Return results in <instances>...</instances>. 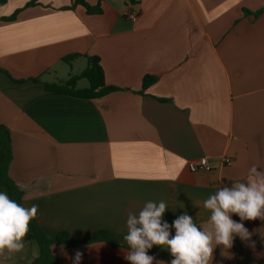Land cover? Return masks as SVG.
<instances>
[{
  "label": "crops",
  "instance_id": "obj_1",
  "mask_svg": "<svg viewBox=\"0 0 264 264\" xmlns=\"http://www.w3.org/2000/svg\"><path fill=\"white\" fill-rule=\"evenodd\" d=\"M75 1L0 0L10 176L23 206L38 205L48 237L69 234V246L52 247L59 264H73L77 251L80 264H130L129 212L164 201L169 225L186 212L208 228L204 201L246 182L253 165L264 171V0H86L94 13ZM88 57L100 59L106 85L118 91L87 100L44 88L80 76ZM146 77L157 81L145 90ZM201 158L211 172L191 171ZM242 223L250 240L216 246L210 264H264V220ZM101 232L112 244H87ZM148 255L153 264L173 259L156 245Z\"/></svg>",
  "mask_w": 264,
  "mask_h": 264
},
{
  "label": "clouds",
  "instance_id": "obj_2",
  "mask_svg": "<svg viewBox=\"0 0 264 264\" xmlns=\"http://www.w3.org/2000/svg\"><path fill=\"white\" fill-rule=\"evenodd\" d=\"M257 167L251 166L246 182L220 186L204 201V208L211 213L208 228L197 225L186 212L169 225L163 220L167 209L164 201L146 202L138 215L129 212L123 237L129 251L124 258L130 264H153L156 258L148 255V250L156 245L168 249L171 264H210L216 246L230 249L236 236L249 241L252 233L242 221L264 220V171H257ZM37 213L38 205L24 207L0 191V256L7 258L25 248L30 222ZM233 214L241 222L234 221ZM250 246L254 247V242ZM81 259L82 253L77 251L73 264H80Z\"/></svg>",
  "mask_w": 264,
  "mask_h": 264
},
{
  "label": "trees",
  "instance_id": "obj_3",
  "mask_svg": "<svg viewBox=\"0 0 264 264\" xmlns=\"http://www.w3.org/2000/svg\"><path fill=\"white\" fill-rule=\"evenodd\" d=\"M32 5L33 3L29 4L28 7ZM74 5H82L91 13L98 12L97 10L91 9L86 3V0H76ZM262 12L263 10L258 12L257 16ZM16 16L17 15H14L6 20H14ZM77 57V55L70 56L66 58L65 61L69 63ZM87 59L88 67L80 76L73 77L64 85L43 84L44 88L49 92L87 100L102 98L118 91L119 89L108 87L106 85L105 75L100 59L98 57H88ZM80 79H86L89 83V87L86 89H77V82ZM156 81L157 78L155 77H146L143 81V88L146 90ZM32 82L41 83L38 79H33ZM12 162L13 151L11 134L5 126L0 125V191L6 192L11 199L23 205L24 194L10 176V167ZM25 241L37 243L40 249L39 256L31 264H59L58 260L53 255L52 247L69 246V234L64 232L57 235L55 238H50L43 232L36 220L33 219L30 222V230L25 238ZM100 242L112 244L111 235L107 232H101L96 234L90 241L87 242V244Z\"/></svg>",
  "mask_w": 264,
  "mask_h": 264
},
{
  "label": "rangeland",
  "instance_id": "obj_4",
  "mask_svg": "<svg viewBox=\"0 0 264 264\" xmlns=\"http://www.w3.org/2000/svg\"><path fill=\"white\" fill-rule=\"evenodd\" d=\"M84 82L85 84H88V81L86 79H84ZM39 254H40V249L37 243L25 241V248L21 252L15 253L7 258H5V256H0V259L2 258L5 259V264H15L17 260L18 262H20L21 260L26 259L24 264H29L28 262L35 260L39 256Z\"/></svg>",
  "mask_w": 264,
  "mask_h": 264
},
{
  "label": "built area",
  "instance_id": "obj_5",
  "mask_svg": "<svg viewBox=\"0 0 264 264\" xmlns=\"http://www.w3.org/2000/svg\"><path fill=\"white\" fill-rule=\"evenodd\" d=\"M125 17L131 21H136L137 20V13L135 12H129L126 11L124 13ZM231 162L230 159H225L224 163L225 165H229ZM190 169L192 172H211L212 171V166L209 163V161L206 158H201L198 159L190 164Z\"/></svg>",
  "mask_w": 264,
  "mask_h": 264
}]
</instances>
